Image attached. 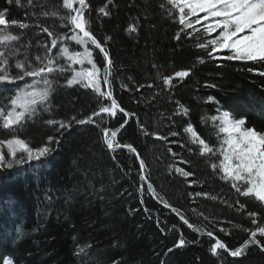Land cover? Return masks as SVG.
I'll return each instance as SVG.
<instances>
[{"label": "trees", "instance_id": "1", "mask_svg": "<svg viewBox=\"0 0 264 264\" xmlns=\"http://www.w3.org/2000/svg\"><path fill=\"white\" fill-rule=\"evenodd\" d=\"M86 3L87 27L107 53L106 59L105 52L87 46L99 70L101 91L111 92V99L130 115L117 110L115 117H97L111 99L81 84L69 86L71 73L57 72L49 77L54 83L48 101L37 106L35 115L12 129L0 127L5 153L3 146L14 137L33 149L47 145L49 137L59 141L51 144L54 150L43 163L0 171V178L11 177L0 179V264L6 259L12 264H264V251L254 244L239 257L223 250L212 255L215 240L208 232L234 250L249 237L244 229L255 228L250 212L264 224V205L241 196L232 181L221 179L222 173L211 165H219L223 157L218 151L201 155V146L184 131L191 124L218 150L220 139L210 118L219 109L246 119L245 127L264 132V76L259 75L264 61L222 58L230 52L210 56L209 42L218 33L209 34L204 24L186 28L167 0ZM62 4L63 0H33L32 5L27 0L20 5L0 0V12L9 21L29 25L7 29L21 36L8 45L10 51L17 50L10 60L12 75L19 71L16 61L39 66L36 57L52 52V37L43 27L65 46L84 51L68 42L73 31L66 19H60L69 14ZM105 5L107 16L99 12ZM130 26L136 31L130 32ZM58 51L59 47L54 57ZM64 62L58 59L57 66ZM180 71L189 75L175 76ZM166 78H171L169 84ZM31 79L0 85V109L9 111L10 98ZM90 116L92 123L72 119ZM49 120L71 126L59 129L58 124L46 123ZM102 129L109 130V139L111 131L117 132L112 149ZM181 216L199 231L189 228ZM181 238L185 244L178 247ZM257 239L264 245V237Z\"/></svg>", "mask_w": 264, "mask_h": 264}, {"label": "snow or ice", "instance_id": "2", "mask_svg": "<svg viewBox=\"0 0 264 264\" xmlns=\"http://www.w3.org/2000/svg\"><path fill=\"white\" fill-rule=\"evenodd\" d=\"M7 2L9 4L15 2L17 5H20L21 0H7ZM111 2L112 0H108L109 4ZM167 2L178 9L180 24L185 25L186 20L189 21L185 25L188 28L193 27V24L190 22L191 16L197 17L196 23L202 22L198 15L201 12L206 13L203 20H215V23H208L206 26V31L209 34L219 30L218 37L209 42L212 46L211 51H209L210 56L214 52L227 49L231 52V55L222 57L226 60L264 61V0H167ZM27 3L32 5L33 0H27ZM75 4H78L79 7H74ZM62 6L68 10L69 14L66 17H60V19H66L72 25L74 34L71 39L84 47V52L70 51L67 47H60L58 56L54 57L51 55V49H48L43 57H36L39 66H33L31 62H27L26 65L25 62L16 61L15 68L19 70L16 75L10 73L9 67L10 60L17 50L13 49L10 51L8 45L12 41H19L21 36L12 34L7 29L10 25L18 26L21 29H25L29 25L16 20L9 21L6 18L5 12H0V85H16L18 81H23L26 77L34 79V83L28 84L23 90L17 92L14 97L10 98L11 109L9 111L5 112L3 109H0V121H2L0 127L4 129H12L14 126L20 125L26 118H31L36 114L37 106L45 104L48 101L52 91V84L54 83L49 77L57 72L71 71L73 75L70 79H67L69 86L81 84L82 87L91 88L98 96L111 99V92L101 91L98 76L99 70L91 59L92 52L87 47L91 44L94 48L105 52L101 43L96 40L87 27L88 21L84 16V10L88 7L86 0H63ZM106 9L107 5L101 7L99 12L107 16L109 12ZM71 13H75V15ZM42 15L47 16L49 13L44 12ZM51 15L55 16L57 14L53 12ZM65 26L61 25V27ZM42 31L52 37L51 48H57L61 38L50 31L48 27H43ZM129 31L134 32L136 29L130 26ZM177 38L179 39V37ZM44 47L47 48L48 46L45 45ZM199 47L206 48L208 45L200 44ZM105 58L107 59L106 52ZM58 59L69 61L67 67L63 65L57 66ZM85 61L92 65L91 70L82 69L81 71H76L72 68L73 64L83 65ZM108 65L109 68L105 69L103 80L105 84L109 83L107 77L110 75V60H108ZM249 71H252V69H249ZM188 75V71L175 73V76L181 78ZM259 75L264 76V72H260ZM164 82L169 84L171 78H166ZM41 84L43 87H38ZM117 110L123 112L125 116L130 115L123 108H120L114 99H111L110 105L102 106L100 111L95 113V115L106 113L115 117ZM187 112L188 110L184 109L183 114L187 115ZM217 112L218 115L210 119L213 121V126L217 128L218 139H220L218 150H214L200 138L191 124L185 127L184 131L190 134L193 143H198L201 146V155L206 153L216 154V151H218L219 155L223 157L219 165L215 163L211 165L214 171L218 168L222 173L221 179L232 181V187L241 196L254 198L264 205V132L257 131L255 128L245 127L246 119L244 118L235 119L229 113L221 112L219 109ZM72 119L79 124L93 122L91 116L81 120H76L75 117ZM46 123L58 124L59 129H67L71 126L70 122L66 123L64 121L49 120ZM102 131L107 147L112 149L114 147L113 140L117 132L111 131L113 139H109V130L102 129ZM220 134H223L222 138ZM173 135H176V133H173ZM52 143H59V141L53 137H49L47 145L33 149L22 139L14 137L8 140L6 142L7 153L0 150V171L21 168L26 164H33L34 162L43 163L54 150L51 147ZM126 147L131 151H135L131 145H127ZM143 167L144 163L141 160V168ZM179 171L185 176L190 175V173L183 172V170ZM10 178L9 176L0 179ZM141 179L144 178L141 177ZM148 190L150 192L154 191L151 185L148 186ZM212 198L215 199V197ZM164 206L170 207L167 203ZM173 211L176 210L173 209ZM256 215L254 212L249 213V216L252 217L251 222L255 225V228L244 229L249 232V237L242 246L234 250L229 249L224 242L215 238L211 232H208L207 235L215 240V243L210 248L212 255L217 256L219 255L218 250H223L232 257H239L245 254V249L250 244L258 245L264 251V245H261V242L257 239V236L264 237V224L258 223L255 218ZM181 219L185 224H188L189 228L199 231L183 216H181ZM220 231L225 230L221 229ZM184 244L185 241L181 238L177 246H183ZM6 264H11V261H7Z\"/></svg>", "mask_w": 264, "mask_h": 264}, {"label": "rangeland", "instance_id": "3", "mask_svg": "<svg viewBox=\"0 0 264 264\" xmlns=\"http://www.w3.org/2000/svg\"><path fill=\"white\" fill-rule=\"evenodd\" d=\"M74 7H76V8H78L79 7V5L78 4H75L74 5ZM177 9V8H176ZM177 11H178V9H177ZM186 11H188L187 9H186ZM179 12V11H178ZM199 15V17H200V19H201V23H196L195 21H196V19H197V17L196 16H191L190 17V22L193 24V26H198L199 24L201 25V24H204V27L205 26H207V24L208 23H215V20H213V19H209V20H203V17H204V15H206V13H203V12H201V13H199L198 14ZM189 21L188 20H186V22H185V25L188 23ZM184 25V26H185ZM186 27V26H185ZM186 28H188V27H186ZM216 33H218L217 34V37H218V35H219V30H217V32H214V33H212V34H216ZM74 34V33H73ZM72 34V35H73ZM72 37V36H71ZM216 37V38H217ZM215 38V39H216ZM68 42H70V43H72L73 44V46L75 45L76 47H79V45L74 41V40H72L71 38H69V40H68ZM58 47L60 48V47H67V48H69V50L70 51H72V50H75V48L73 47H69L68 45L67 46H65V43H63V42H59L58 43ZM56 49L57 48H54V49H52V52H51V55H54V52L56 51ZM76 51H80V52H84L82 49H78V50H76ZM220 52H229L227 49H225V50H223V51H220ZM231 53V52H230ZM58 54H59V51H58ZM65 62V67H67V65H68V63H69V61H67L66 59H63ZM242 61V60H241ZM72 68H74L76 71H81L82 69L83 70H91L92 69V65L91 64H88L87 63V61H85V63L83 64V65H81V64H73L72 65ZM71 74V77H72V75H73V73L72 72H70ZM99 76V75H98ZM100 79V84H101V78H99ZM30 81H32L31 83H29V84H32V83H34V79L32 78ZM26 87V86H25ZM24 87V88H25ZM38 87H43L42 85H38ZM100 87H101V85H100ZM23 88V89H24ZM102 114H105V113H102ZM105 115H109V114H105ZM104 115V116H105ZM98 116V115H97ZM3 147H5L6 149H7V146L6 145H4ZM0 150H1V147H0ZM25 166V165H24ZM24 166L23 167H21V168H18V169H22V168H24Z\"/></svg>", "mask_w": 264, "mask_h": 264}]
</instances>
